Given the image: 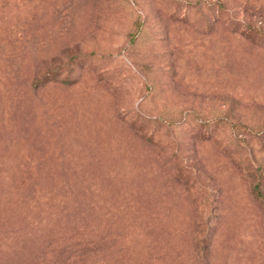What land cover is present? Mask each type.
Segmentation results:
<instances>
[{"label": "rangeland", "instance_id": "1", "mask_svg": "<svg viewBox=\"0 0 264 264\" xmlns=\"http://www.w3.org/2000/svg\"><path fill=\"white\" fill-rule=\"evenodd\" d=\"M0 264H264V0H0Z\"/></svg>", "mask_w": 264, "mask_h": 264}, {"label": "trees", "instance_id": "2", "mask_svg": "<svg viewBox=\"0 0 264 264\" xmlns=\"http://www.w3.org/2000/svg\"><path fill=\"white\" fill-rule=\"evenodd\" d=\"M80 244L76 242L74 238H69L66 244H63L62 255L68 260L69 258H76L77 256H82L83 254L90 255L92 249L95 248L92 245L91 239L87 237L84 241L81 239ZM79 245V246H78Z\"/></svg>", "mask_w": 264, "mask_h": 264}]
</instances>
